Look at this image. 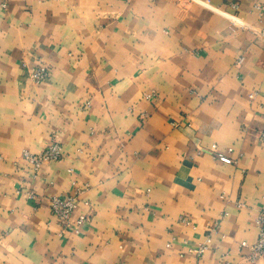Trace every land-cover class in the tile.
<instances>
[{
	"label": "crops",
	"instance_id": "0c3cea01",
	"mask_svg": "<svg viewBox=\"0 0 264 264\" xmlns=\"http://www.w3.org/2000/svg\"><path fill=\"white\" fill-rule=\"evenodd\" d=\"M260 3L0 0V264L254 263L241 244L264 210ZM53 140L63 157L35 176L23 153ZM75 192L88 221L63 232L50 200Z\"/></svg>",
	"mask_w": 264,
	"mask_h": 264
},
{
	"label": "built area",
	"instance_id": "2783aa9c",
	"mask_svg": "<svg viewBox=\"0 0 264 264\" xmlns=\"http://www.w3.org/2000/svg\"><path fill=\"white\" fill-rule=\"evenodd\" d=\"M261 14H264V3L257 4L256 6ZM244 58H240L242 62ZM49 75V69L43 60L39 59L35 66L29 68L28 79L35 83L41 84L47 79ZM256 93L250 94V98H254ZM260 139L264 141V131L259 134ZM210 152L215 159L220 160L224 163H234L235 159L231 157L233 152L232 148H229L226 152L220 151L217 144H213L210 148ZM25 160L32 166L35 172V176L38 174L42 165L45 162L53 160H61L63 157V149L59 142L56 140L51 141L42 151L38 153H30L25 151L23 153ZM30 197L33 199L35 195L30 193ZM79 199V193L75 192L73 194H68L66 196H53L51 197V213L57 220V222L62 227V231H75L78 232L80 226L88 221L87 214H81L76 219H73V214L76 211L77 201ZM180 222L184 225H190L191 221L187 217H181ZM256 224L258 227V239L255 244L249 246L247 242H243L241 245L244 247H250L252 261L260 258H264V210L259 213L256 218ZM218 230V225L212 226L205 239L198 242L192 246L189 250L190 252L196 254L198 257L204 255V253L209 249L212 243L213 233ZM169 245V244H168Z\"/></svg>",
	"mask_w": 264,
	"mask_h": 264
},
{
	"label": "rangeland",
	"instance_id": "374dc122",
	"mask_svg": "<svg viewBox=\"0 0 264 264\" xmlns=\"http://www.w3.org/2000/svg\"><path fill=\"white\" fill-rule=\"evenodd\" d=\"M263 260H264V258L257 259L255 261H253L254 262L253 264H257V263H259L260 261H263Z\"/></svg>",
	"mask_w": 264,
	"mask_h": 264
}]
</instances>
